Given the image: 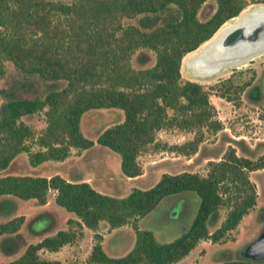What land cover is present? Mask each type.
Instances as JSON below:
<instances>
[{
    "label": "trees",
    "instance_id": "trees-1",
    "mask_svg": "<svg viewBox=\"0 0 264 264\" xmlns=\"http://www.w3.org/2000/svg\"><path fill=\"white\" fill-rule=\"evenodd\" d=\"M208 1L209 12L200 18L199 10ZM257 2L264 0H0V77L9 61L24 76L63 81L42 94L10 95L0 102V195L44 204L51 189L54 202L74 215L66 218L65 228L27 243L17 257L2 264H74L42 257L38 250L73 243L82 237L83 226L93 231L84 262L95 264H172L200 239L216 242L227 236L255 204L248 172L263 167L264 155H239L228 145L217 159L207 160L205 173L162 172L150 186H132L124 195L95 189L79 172L67 178L59 173L2 172L9 165L17 169L22 152L35 167L63 160L72 148L87 149L94 142L119 155L126 177L142 173L141 153H194L205 134L220 130L222 123L209 91L198 81L181 80V58L224 21ZM134 17V23L124 21ZM144 50L152 53L153 61L133 66L135 51L139 62H145ZM98 107L120 108L123 117L92 140L82 133L79 118ZM37 112L44 117L39 131L23 120ZM169 128L192 136L180 143L156 137L158 130ZM187 190L197 195L198 204L179 235L158 240L152 230L139 227L137 220L163 196ZM219 208H224L222 219L210 230ZM22 221V214L0 221V234L16 232ZM100 221L108 229L118 228L120 235L127 232L119 228L129 224L132 243L120 244L123 252L107 253L96 230ZM214 264H264V258L220 259Z\"/></svg>",
    "mask_w": 264,
    "mask_h": 264
},
{
    "label": "rangeland",
    "instance_id": "rangeland-1",
    "mask_svg": "<svg viewBox=\"0 0 264 264\" xmlns=\"http://www.w3.org/2000/svg\"><path fill=\"white\" fill-rule=\"evenodd\" d=\"M70 1V0H64ZM264 3V2H257ZM250 3L246 7L257 4ZM210 3H205L199 10L203 18L209 12ZM125 22H136V18H125ZM227 22L229 21L226 20ZM226 22V23H227ZM145 62H139L137 51L132 55L133 66H147L153 61L150 51ZM191 53V52H190ZM188 55L181 58L180 78L191 79L201 83L208 91L209 98L215 108V115L221 121L222 128L215 133H206L198 144L197 150L184 155L175 151L150 150L141 153L138 161L142 173L138 179H126L119 167V155L96 142L87 149L72 148L70 154L63 160H48L42 165L32 167L26 162L25 153H21L18 168L12 165L2 173H31L49 175L59 173L71 177L75 172L87 180L97 190L112 195H124L132 186L145 188L155 182L162 172H179L181 170L205 173L208 159H217L226 146L231 145L239 155L256 158L264 155V52L237 66H226L217 73L209 76H196L190 73L184 65L193 67L196 73H203V67L195 62L186 60ZM5 72L0 77V102L6 96H32L42 94L49 87L59 88L63 81H43L38 77L22 75L11 62L5 61ZM194 71V72H195ZM218 84L217 86L215 84ZM256 84L259 86L258 96L250 98L246 89ZM215 85V86H214ZM226 94L230 97L221 96ZM123 113L117 107L90 108L82 112L79 127L82 133L95 140L97 134L106 126L122 119ZM35 131L44 126L42 113H33L23 117ZM192 132L175 128L160 129L156 133L159 140L168 143H180L189 139ZM22 156V157H21ZM23 162H22V161ZM21 161V163H19ZM256 190L255 204L245 213L237 225L231 229L221 241L212 242L210 239H200L196 245L182 258L172 264H214L220 259L250 258L244 252V246L252 242L264 229V165L248 172ZM53 190L47 192L44 204H35L32 200L21 199L10 194L0 195V221L14 215L22 214L23 221L16 232L0 234V262L17 257L25 245L35 242L45 235L54 233L57 229L67 226L66 218L74 216L53 200ZM198 204V197L193 191H179L163 196L159 202L144 216L137 220L141 228L153 231L158 240H170L179 235L189 225ZM224 208H219L216 219L209 223V229L215 228L222 219ZM118 228L108 229L104 221H100L97 232L102 236V244L106 251L116 254L120 244H131L133 230L129 224L121 226L126 234H118ZM93 242L92 233L85 228L82 237L74 243L75 258L70 257L66 263L83 264L85 252ZM128 242V243H126ZM40 255V254H39ZM49 259L63 260L60 251L43 249L40 255ZM83 257V258H82Z\"/></svg>",
    "mask_w": 264,
    "mask_h": 264
},
{
    "label": "water",
    "instance_id": "water-1",
    "mask_svg": "<svg viewBox=\"0 0 264 264\" xmlns=\"http://www.w3.org/2000/svg\"><path fill=\"white\" fill-rule=\"evenodd\" d=\"M222 24L186 58L203 67V73L198 74L193 69L196 66L184 62L191 74L209 76L226 66H237L264 52V3L245 7L230 17L226 24ZM243 249L252 259L264 258V229Z\"/></svg>",
    "mask_w": 264,
    "mask_h": 264
},
{
    "label": "crops",
    "instance_id": "crops-1",
    "mask_svg": "<svg viewBox=\"0 0 264 264\" xmlns=\"http://www.w3.org/2000/svg\"><path fill=\"white\" fill-rule=\"evenodd\" d=\"M207 3H211V2H207ZM212 4H213V2H212ZM140 175L141 174H139V175H137V176H135V177H126V179H129V180H134V179H138L139 177H140ZM85 180H87V178L86 177H83ZM88 182H89V180H87ZM90 183V182H89ZM91 184V183H90ZM92 185V184H91ZM95 188V187H94ZM96 189V188H95ZM102 192V191H101ZM69 217H73V216H69ZM4 221V220H3ZM65 228V227H64ZM85 228H87V227H85V226H83L82 227V231H83V234H84V231H85ZM89 229V228H88ZM90 230V233H92L93 231L91 230V229H89ZM75 242V241H74ZM73 242V243H74ZM90 246L91 245H89V247H88V249L86 250V252H85V256L87 255V253H88V251H89V249H90ZM73 249H75V251H77V247H75L74 248V244H64V245H62L58 250H55V252H57V251H60L61 250V252H62V254H63V260L64 261H61V262H63V263H66L67 261H69V259H70V257H73V258H75V253L73 254ZM192 249V248H191ZM190 249V250H191ZM42 250L43 249H39L38 250V254H42ZM105 250V249H104ZM106 251V250H105ZM107 253H109V254H112V253H110L109 251H106ZM189 252V251H188ZM83 258V257H82ZM59 260V259H58ZM4 262H6V261H1L0 262V264H2V263H4ZM83 264H95V263H86V262H83Z\"/></svg>",
    "mask_w": 264,
    "mask_h": 264
},
{
    "label": "flooded vegetation",
    "instance_id": "flooded-vegetation-1",
    "mask_svg": "<svg viewBox=\"0 0 264 264\" xmlns=\"http://www.w3.org/2000/svg\"><path fill=\"white\" fill-rule=\"evenodd\" d=\"M258 92H259V86L256 84H253L251 86H248V88L246 89V93L250 98H255L258 96Z\"/></svg>",
    "mask_w": 264,
    "mask_h": 264
},
{
    "label": "bare ground",
    "instance_id": "bare-ground-1",
    "mask_svg": "<svg viewBox=\"0 0 264 264\" xmlns=\"http://www.w3.org/2000/svg\"><path fill=\"white\" fill-rule=\"evenodd\" d=\"M225 24H226V23H225ZM254 57H255V56H254ZM254 57H253V58H254ZM251 59H252V58H251ZM195 69H196V68H195ZM202 70H203V69H202Z\"/></svg>",
    "mask_w": 264,
    "mask_h": 264
}]
</instances>
